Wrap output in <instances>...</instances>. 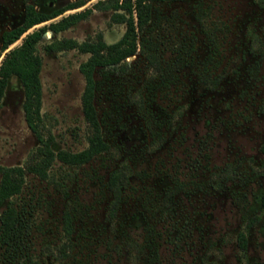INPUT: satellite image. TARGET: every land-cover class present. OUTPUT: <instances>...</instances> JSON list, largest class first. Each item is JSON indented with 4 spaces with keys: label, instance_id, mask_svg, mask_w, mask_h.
Instances as JSON below:
<instances>
[{
    "label": "rangeland",
    "instance_id": "374dc122",
    "mask_svg": "<svg viewBox=\"0 0 264 264\" xmlns=\"http://www.w3.org/2000/svg\"><path fill=\"white\" fill-rule=\"evenodd\" d=\"M40 1L0 0V35L20 20L26 2L38 7ZM51 1L43 0V6L74 0ZM85 1L28 30L92 8L67 29H47L37 45L42 132L53 135L54 151L88 145L79 65L89 53L78 46L48 50L46 45L61 38L83 42L99 32L113 42L126 28L111 19V9ZM146 34L157 40L165 59L186 47L180 82L158 85L139 53L127 57L122 68L95 71L100 85L94 102L110 149L79 165L56 158L47 178L24 174L19 193L0 205V264H264V154L259 148L264 141V0L157 1ZM5 51L0 50V59ZM204 75L219 78L204 82ZM139 95L142 105L136 102ZM22 101V85L12 76L0 105L2 166L24 164L39 144ZM121 164L129 166L130 181L109 219L112 193L105 183ZM10 208L17 211L18 223L6 234L3 216ZM246 211L261 214V220L247 230L243 254L236 234L244 228ZM65 212L72 217L73 248L61 261L54 251L66 239Z\"/></svg>",
    "mask_w": 264,
    "mask_h": 264
},
{
    "label": "trees",
    "instance_id": "16d2710c",
    "mask_svg": "<svg viewBox=\"0 0 264 264\" xmlns=\"http://www.w3.org/2000/svg\"><path fill=\"white\" fill-rule=\"evenodd\" d=\"M165 0H97L93 7L100 9H111V19L115 22L125 23L126 28L120 38L113 42H107L99 32L94 39L77 42L72 38H61L51 44L46 45L48 50H60L78 46L83 52L89 53L86 60L79 65L85 79V86L81 94V105L86 121L88 132V145L78 151L60 149L54 151L51 147L53 135L49 132L44 136L42 132L41 98L42 84L40 71L42 58L37 52V45L43 38L47 29L54 32L67 29L74 23L85 18L92 8L64 14L57 20H51L47 25L43 24L28 31L34 25L43 21L53 19L63 14L68 9L82 6L85 0H74L64 6L49 10V8H36L35 4L27 3L22 16V20L14 27L2 33V51H5L13 42L22 36L21 43L5 51L0 59V105L3 95L12 76L17 77L23 88L22 107L27 125L36 134L39 144L30 153L27 160L22 165L2 166L0 165V205L5 200L19 193L24 182V174L33 172L42 178L49 176L48 169L57 158L66 164L79 165L91 160L95 155L106 152L110 149V144L106 140L103 132V120L98 116L95 106V94L100 85V81L95 78V71L108 66L124 67L127 65V57L139 53L146 61L147 67L151 71L150 79L158 76V85L166 87L169 83H179L181 80L180 69L187 63L186 47L177 48L176 54L165 59L160 51L159 44L146 31L153 15L154 2ZM175 1V0H168ZM219 77L204 75L203 81L216 82ZM136 102L142 105L144 100L138 96ZM157 125H161L162 120L154 117ZM152 139H157L152 131ZM260 151L264 154V141L260 144ZM264 174V166L262 168ZM129 166L121 164L112 169L106 180V187L112 193L109 202L107 217L113 219L122 200L123 188L129 183ZM173 188L168 187L166 195L171 196ZM261 210L264 212V193L260 201ZM3 229L9 234L18 223V213L13 208L5 211L3 216ZM64 231L66 239L55 247L54 257L58 260L67 259L72 253L73 240L71 238L72 217L65 212ZM244 228L236 234V243L239 250L245 254L248 237L247 230L255 226L261 220V214L246 211L244 215Z\"/></svg>",
    "mask_w": 264,
    "mask_h": 264
},
{
    "label": "flooded vegetation",
    "instance_id": "af4514ba",
    "mask_svg": "<svg viewBox=\"0 0 264 264\" xmlns=\"http://www.w3.org/2000/svg\"><path fill=\"white\" fill-rule=\"evenodd\" d=\"M71 2V1H70ZM27 3H29V2H26L25 3V5H24V7H23V11H22V14H21V16H20V20L18 21V22H16V23H14V24H12V26H10V27H8L7 29H5V30H3L2 32H1V35H0V50L2 51V49H1V45H2V38H1V36H2V33L4 32V31H6V30H9V29H11L12 27H14V26H16L21 20H22V16H23V13H24V10H25V6H26V4ZM69 3V2H68ZM50 5L52 4V1L50 0V3H49ZM67 4V3H66ZM66 4H64V5H66ZM64 5H62V6H64ZM36 7V6H35ZM58 7H61V6H56V7H54V6H50V7H47V8H49V10H53V9H55V8H58ZM36 8H45L44 6H43V0H41L40 1V5L38 6V7H36ZM9 83V82H8ZM8 86V85H7Z\"/></svg>",
    "mask_w": 264,
    "mask_h": 264
}]
</instances>
